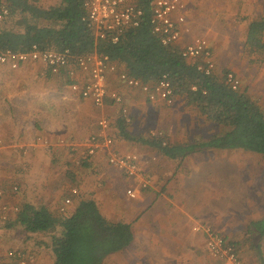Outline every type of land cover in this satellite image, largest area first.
Here are the masks:
<instances>
[{"label": "crops", "instance_id": "0c3cea01", "mask_svg": "<svg viewBox=\"0 0 264 264\" xmlns=\"http://www.w3.org/2000/svg\"><path fill=\"white\" fill-rule=\"evenodd\" d=\"M184 1L187 8L192 0ZM41 3L43 5V0ZM57 4V0L44 2L45 7ZM186 20L188 28L187 17ZM39 66L28 64L18 70L0 69V82H5L0 84V174H4L0 178V186L12 191L13 186L8 188L4 183L11 175L21 182L23 191L21 196L8 200L14 219L24 203L44 205L56 214L69 216L80 201L93 200L106 219L130 224L134 234L132 245L110 255L104 264H204V260L206 264H222L207 249L206 242L211 232L230 240L244 264H264V238L249 233L254 232L251 223L264 218V163L239 164L238 159L229 155L242 150L230 149H200L181 160L161 154L158 161L155 158L152 163L139 155L149 187L140 191L138 198L131 199L126 190L134 183L109 166L105 155H87L89 138L83 142L85 136L81 127L85 125L81 118L76 119V115L85 110L89 101L80 98L68 87V99L62 97L64 89L55 90V94L49 97L50 104L39 106V95H34L37 92L28 88V84H22L34 81L39 75L44 80H53V77H47L44 67L43 73H37ZM9 79L11 82L19 81L16 86L7 88L6 81ZM59 79L68 82L63 76H57L56 80ZM109 82L110 88L124 97L131 116L135 115L132 99L146 100V96L122 84L116 75H112ZM151 104L164 105L161 102ZM74 127L77 129L74 130ZM221 133L208 134L207 139L200 138L204 136L200 133L189 134L187 141L173 145L207 141ZM18 160L20 163H17ZM93 170L100 174L95 177ZM74 188L78 190L77 195L71 192ZM68 198L71 204L65 206ZM62 207L66 208L65 212H61ZM28 235L35 238L46 236ZM252 237L258 240L254 242ZM11 253L10 257L18 261Z\"/></svg>", "mask_w": 264, "mask_h": 264}, {"label": "trees", "instance_id": "16d2710c", "mask_svg": "<svg viewBox=\"0 0 264 264\" xmlns=\"http://www.w3.org/2000/svg\"><path fill=\"white\" fill-rule=\"evenodd\" d=\"M9 16L0 21V50L28 52L33 46L41 49L66 50L74 55L107 56L128 76L146 84L166 78L177 97L223 129L207 141L173 145L159 136L135 137L120 110L109 99L107 107L116 110L111 122L112 137L136 141L157 150L170 159H184L200 149L242 150L264 158V111L245 91L226 84L225 76H207L196 63L183 58L181 48L165 46L150 23L153 0H137L145 13L144 22L127 31L116 44L97 39L84 21V0H60L45 7L41 0H4ZM246 48L249 55L264 54V13L250 20ZM47 77L52 76L46 71ZM27 234L50 235L53 264H104L112 254L130 247L134 241L132 226L106 219L97 203L83 200L73 214H56L46 206L24 203L7 221ZM252 235L264 238V218L251 223ZM7 264H18L10 258Z\"/></svg>", "mask_w": 264, "mask_h": 264}, {"label": "built area", "instance_id": "2783aa9c", "mask_svg": "<svg viewBox=\"0 0 264 264\" xmlns=\"http://www.w3.org/2000/svg\"><path fill=\"white\" fill-rule=\"evenodd\" d=\"M183 1H152L150 23L154 33L160 37L163 45L180 47L183 58L196 63L200 72L207 76L214 75L216 64L212 46L207 39L195 38L190 43L182 44L184 34L188 32ZM84 6L86 9L84 21L88 28L97 39L113 44L118 43L127 31L138 28L145 18V13L139 8L137 0H84ZM8 16L9 7L4 0H0V21ZM28 64H38L46 68L52 76H63L68 81L71 91L99 109L107 106V99L111 100L119 108L127 124L132 122V116L122 94L110 88L109 80L112 75H116L125 86L139 90L149 102H161L173 106L177 101L174 89L166 78L154 84L143 83L121 71L107 56L74 55L69 49L43 50L36 45L28 52L0 50V69L18 70ZM225 81L234 90L240 87L239 79L232 72L225 76ZM96 127V131L89 137L87 155L89 157L97 154L105 155L109 166L122 172L134 183V186L126 190V195L131 199L138 198L140 191L149 187V180L140 156L134 152L119 150L115 139L111 136V122L105 116L98 119ZM152 136L156 135L153 133ZM1 145L0 141V147ZM12 191L18 192V187L14 186ZM71 192L77 195L78 190L74 188ZM3 194L0 188V197H3ZM70 204L71 199H66L65 206ZM65 211L66 208L62 207L61 212ZM10 212L7 205L0 204L1 219L8 220ZM206 245L210 255L222 264H244L236 246L226 237L211 232ZM11 256L18 259V264H27L23 251L11 253Z\"/></svg>", "mask_w": 264, "mask_h": 264}, {"label": "rangeland", "instance_id": "374dc122", "mask_svg": "<svg viewBox=\"0 0 264 264\" xmlns=\"http://www.w3.org/2000/svg\"><path fill=\"white\" fill-rule=\"evenodd\" d=\"M51 3L54 0H49ZM190 1V0H189ZM45 0H43L44 5ZM48 2V0H47ZM59 4V0H57ZM184 6H185V1ZM46 5V4H45ZM49 5V4H47ZM189 29L184 35V43H190L195 38L207 39L213 50L214 61L216 64L215 74L220 77L224 76L226 72L236 74L240 81L239 89L246 92L252 99H254L264 111V54L256 57L249 55L246 48V34L247 26L250 20H253L264 13V0H192L189 5H186ZM189 8V9H188ZM38 72L43 73V67L39 66ZM44 80L41 75L34 81L22 83L24 86L33 90L34 95H39L44 106L50 104V95L55 94V90L60 91L64 89L65 94L63 99L69 98V83L64 80ZM44 80V81H42ZM19 81V80H18ZM18 81L14 82L9 79L6 81V87L10 88ZM56 81V82H55ZM0 84H5L0 82ZM16 86V85H15ZM46 93V95H44ZM43 96V97H42ZM45 96V100L43 99ZM129 96V95H128ZM126 96V98H128ZM74 97V96H73ZM176 104L170 108L167 105H153L151 102L144 99L133 98L132 104L136 111L132 115V122L129 125V133L136 138L139 136L151 137L154 133L156 136L162 137L165 141L173 143H183L186 137L190 134L200 133L202 139H207L208 134L223 132V129L215 126L210 121L202 117L196 109L186 104L184 99L177 97ZM54 102V101H53ZM69 102V101H68ZM67 102V103H68ZM36 103H38L36 101ZM85 110L78 113L79 110H72L77 112V117L82 119L83 125L81 129L85 136L83 142L93 133L96 123L102 116L115 117L116 110L100 109L92 106L86 102ZM129 104V102H128ZM55 103H53V106ZM61 106H64L61 104ZM75 106V105H74ZM49 111V110H48ZM49 113H51L49 111ZM75 125V123H73ZM77 128L74 127V130ZM78 133V132H75ZM122 152H134L140 155L147 162H154L161 157L157 150L148 146H144L136 141L116 140ZM121 144V145H120ZM237 155V157H236ZM231 158H236L239 164L246 165H260L264 163V158L254 155L251 152L239 151L237 154L229 155ZM217 159V157H216ZM82 160V159H81ZM153 160V161H152ZM15 163V159H12ZM20 163V160L17 161ZM81 163H79L80 165ZM12 170V174H13ZM100 174L93 170V174ZM4 174H0L3 178ZM89 175V174H88ZM86 175V176H88ZM6 178V177H5ZM4 181V179H2ZM3 183V182H2ZM4 183L8 188L17 186L18 192L13 193L10 189L3 190V197H0V204H8V200L13 196H21L22 184L14 180L13 176H9ZM21 197H19L20 199ZM3 199V200H2ZM20 203V200H19ZM23 203V202H22ZM14 214L10 212L8 220L0 218V264H7L10 260V253L23 251L27 258V264H53V255L51 250L50 235L30 237L21 227H10L7 221L12 220ZM237 234L241 232H235ZM250 233V232H249ZM253 234V233H250ZM252 239L257 241L256 237ZM200 254V253H199ZM202 256V254H200ZM204 259V258H203ZM204 260V264H206ZM244 263V262H243ZM141 264V263H139ZM146 264V263H144ZM215 264V263H214ZM217 264V263H216Z\"/></svg>", "mask_w": 264, "mask_h": 264}]
</instances>
